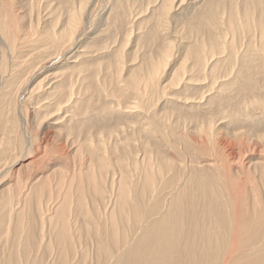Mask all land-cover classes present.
I'll return each instance as SVG.
<instances>
[{
    "label": "bare ground",
    "instance_id": "obj_1",
    "mask_svg": "<svg viewBox=\"0 0 264 264\" xmlns=\"http://www.w3.org/2000/svg\"><path fill=\"white\" fill-rule=\"evenodd\" d=\"M0 264H264V0H0Z\"/></svg>",
    "mask_w": 264,
    "mask_h": 264
}]
</instances>
